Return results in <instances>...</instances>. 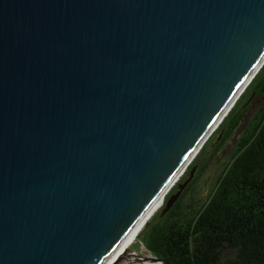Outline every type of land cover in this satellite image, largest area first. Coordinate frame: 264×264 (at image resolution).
I'll use <instances>...</instances> for the list:
<instances>
[{
    "label": "water",
    "instance_id": "water-1",
    "mask_svg": "<svg viewBox=\"0 0 264 264\" xmlns=\"http://www.w3.org/2000/svg\"><path fill=\"white\" fill-rule=\"evenodd\" d=\"M263 64L264 0H0V264H105Z\"/></svg>",
    "mask_w": 264,
    "mask_h": 264
},
{
    "label": "trees",
    "instance_id": "trees-1",
    "mask_svg": "<svg viewBox=\"0 0 264 264\" xmlns=\"http://www.w3.org/2000/svg\"><path fill=\"white\" fill-rule=\"evenodd\" d=\"M262 94L264 64L180 177L196 167L175 204L139 232L151 255L168 264H264V105L242 124ZM232 137L231 155L205 194L199 185L205 165Z\"/></svg>",
    "mask_w": 264,
    "mask_h": 264
},
{
    "label": "rangeland",
    "instance_id": "rangeland-1",
    "mask_svg": "<svg viewBox=\"0 0 264 264\" xmlns=\"http://www.w3.org/2000/svg\"><path fill=\"white\" fill-rule=\"evenodd\" d=\"M243 93H245V91ZM242 94H241V96H242ZM239 98L236 100L235 104L237 103V101H239ZM235 104H234V106H235ZM263 105H264V94H262L258 98H255L249 104V107L247 108V110H246V112L244 114V117L242 119V124L246 120L251 118V116ZM233 145H234V138L232 137V138L228 139L225 143H223L221 145V147L219 148V151L210 160H208L207 164L205 165L204 172L202 173V177H201L200 182H199V185L202 186L203 192L205 194H207L209 192V190L213 186V184H214L219 172L226 165V163H227V161H228V159H229V157L231 155V152L233 150ZM197 166H199V164H197ZM160 206L161 207L151 216V218L153 216H155L159 212V210L162 209L163 204H161ZM130 249L132 251L136 252L139 255H143V256L149 255V252L139 243L138 236H137L135 242L130 247Z\"/></svg>",
    "mask_w": 264,
    "mask_h": 264
},
{
    "label": "bare ground",
    "instance_id": "bare-ground-1",
    "mask_svg": "<svg viewBox=\"0 0 264 264\" xmlns=\"http://www.w3.org/2000/svg\"><path fill=\"white\" fill-rule=\"evenodd\" d=\"M245 91V90H244ZM241 96V95H240ZM234 106V105H233ZM218 128V127H217ZM216 130V129H215ZM214 130V131H215ZM213 131V132H214ZM212 132V134H213ZM211 134V135H212ZM210 135V136H211ZM209 139V138H208ZM207 139V140H208ZM206 140V141H207ZM204 142V144L206 143ZM203 144V145H204ZM202 145V147H203ZM201 147V148H202ZM199 149V151L201 150ZM198 151V152H199ZM197 152V153H198ZM197 155V154H196ZM195 155V156H196ZM193 161V160H192ZM164 201H161L160 199L155 202L153 208H152V213L149 216L150 217L161 207L160 205L163 204ZM138 226L132 230L128 236L124 239V241L121 243V245L113 252V254L109 257V259L105 262V264H160L156 261L152 260H139L136 258L137 253L132 251L130 247L132 244L135 242L137 236H138ZM132 257V258H131Z\"/></svg>",
    "mask_w": 264,
    "mask_h": 264
}]
</instances>
